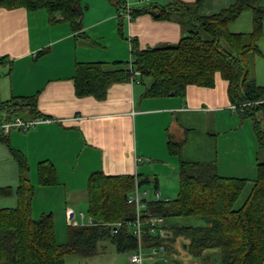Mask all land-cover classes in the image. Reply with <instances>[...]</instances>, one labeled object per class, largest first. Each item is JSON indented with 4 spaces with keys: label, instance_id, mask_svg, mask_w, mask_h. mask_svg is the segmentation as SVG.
<instances>
[{
    "label": "trees",
    "instance_id": "16d2710c",
    "mask_svg": "<svg viewBox=\"0 0 264 264\" xmlns=\"http://www.w3.org/2000/svg\"><path fill=\"white\" fill-rule=\"evenodd\" d=\"M108 1L119 11H129L132 19L149 13L157 20H165L176 13L184 34L176 44L145 48L135 38L130 39L129 61L117 62L120 67L114 70H105L102 62L77 61L73 75L76 96L102 100L112 84L138 80L146 83L147 97H183L188 86L213 88L219 76L227 82L230 104L241 109L243 118L252 121L258 149L255 177L222 175L216 159H182L188 130L181 137L169 133L167 150L178 158V192L172 199L152 198L150 193L145 197L140 239L133 232L136 210L128 198L136 183L142 187L153 182L155 193L158 192L156 178L96 170L90 172L86 182L88 222L68 224L67 240L60 243L52 214L43 213L37 218L32 214L35 186L29 178L26 156L11 147L7 134L0 132V142L8 147L18 165L17 204L0 208V264H65L66 255L93 256L101 242H110L121 253H133L141 244L142 250L148 249L145 258L155 257L175 248L174 244L180 241L186 253L200 259L205 250H217L218 264H264V131L256 115L260 112L264 118V86L256 83L253 73L254 60L260 54L257 40L262 34L264 7L259 0H235L216 13L203 15L198 12L200 0L189 4L176 2L168 8L156 6L152 0L128 9L126 0ZM0 8L42 9L50 20L67 21L73 31H79L85 4L84 0H0ZM245 9L253 13L252 31L230 33L227 25ZM119 32L122 35L121 22ZM5 63L10 61L1 57L0 65ZM135 70L139 71L136 76ZM15 116H43L37 111L35 94L0 101L1 120L9 121ZM36 177L37 184L42 186L58 182L56 169L48 160L38 162ZM249 183V192L239 204ZM12 194L10 186L0 187V198ZM153 216L163 217L158 225L164 231L162 234L151 232L148 221ZM174 218H198L201 223L177 224ZM152 248L158 253L151 254Z\"/></svg>",
    "mask_w": 264,
    "mask_h": 264
},
{
    "label": "crops",
    "instance_id": "0c3cea01",
    "mask_svg": "<svg viewBox=\"0 0 264 264\" xmlns=\"http://www.w3.org/2000/svg\"><path fill=\"white\" fill-rule=\"evenodd\" d=\"M196 1L153 2L168 8L176 2ZM234 1L200 0L198 12L216 13ZM84 4L79 31H73L67 21L50 20L42 9L0 8V58L10 61L0 65V101L35 94L37 111L51 119L27 131L12 129L7 134L11 147L21 151L29 163V178L35 186L31 203L33 216L51 213L55 217L54 211L58 210L62 211L60 219L65 220L66 210L72 209L76 220L78 217L84 220L83 212L76 214V205L80 201L87 204L86 182L92 171L141 173L150 179L156 178L158 184L159 175L152 170L157 166L154 162L168 163L173 172L178 168V158L167 150L168 134L181 137L185 129L188 131L182 159H216L222 175L254 178L257 150L254 133L248 131V142L243 144L241 134L244 133L237 128L235 131L218 130L224 123V110L234 109L227 95V82L219 76L213 88L188 86L183 97H147L144 95L146 83L138 80L112 84L102 100L76 96L73 75L77 61L102 62L105 70H114L120 67L117 62L129 61L123 59L127 55L130 59V39L135 38L139 46L145 48L176 44L184 34L176 13L165 20H157L149 13L128 19L126 10H117L108 0H84ZM259 4L264 7V0H259ZM127 5L139 8L144 2L127 0ZM252 19V11L245 9L229 22L228 31L250 33ZM257 46L260 54L254 60L253 73L256 83L264 86V19ZM41 50L43 52L38 54ZM201 103L206 105L201 107ZM233 112L234 120L236 113ZM232 141L235 145L231 149ZM42 160L54 165L56 184H37L36 167ZM17 185V162L8 147L0 142V187L10 186L13 190L11 196L0 198V208L16 206ZM55 199L60 202L53 207ZM174 247L167 252L187 254L182 241ZM164 256L167 261L162 264L168 262L167 255ZM208 257L218 262V251L205 250L200 264ZM169 264H178L174 256Z\"/></svg>",
    "mask_w": 264,
    "mask_h": 264
},
{
    "label": "rangeland",
    "instance_id": "374dc122",
    "mask_svg": "<svg viewBox=\"0 0 264 264\" xmlns=\"http://www.w3.org/2000/svg\"><path fill=\"white\" fill-rule=\"evenodd\" d=\"M129 60V56L127 55V57L125 59H123V61H127ZM206 105L205 103H201V107ZM234 109H227L224 110V123L220 124V121L222 120L220 118L219 120V131H223L224 128L226 129V131H235V128H237V131H242L244 134H241L243 137V144H245L248 136V131H252V133H254V129H253V124L252 121L250 120V118H243L242 117V113H241V109H236V107H233ZM223 111V110H222ZM233 111H235V116L236 118H234L233 120V115L232 113H234ZM260 112H257V116L259 117V119L261 120V129H263L264 131V118L260 117ZM25 117V116H23ZM221 117V116H220ZM236 123V125H235ZM238 123V124H237ZM224 124V125H222ZM2 132V131H0ZM23 132V131H21ZM3 133V132H2ZM234 132H231L230 135H233ZM240 133V132H239ZM253 137V136H252ZM232 138V137H231ZM233 140H236L234 138H232ZM253 139V138H252ZM256 140V139H255ZM249 144V143H248ZM235 143L232 141V145H231V149L232 146H234ZM223 145H221V149H222ZM240 148V147H239ZM253 148V147H252ZM258 150V149H257ZM256 150V152H257ZM241 152V151H239ZM224 155V152H221V156ZM158 163V164H157ZM148 164V163H146ZM155 165H157L155 167L154 172H156L159 175V181H158V197L156 196L155 193V189H154V183L150 182L149 184H145L143 186V188L147 189L148 192L150 193V196L152 198H160V199H166V198H175L178 192V187H179V178H178V174H177V169L173 172V170H171V167H169L168 163H164L163 161H159V162H154ZM167 167V168H165ZM65 177H63L64 179ZM250 189V183L248 184V186L245 188L239 204L243 201V199L247 196L248 192ZM60 202L59 199H55L52 201L53 207H55V205H57ZM86 208H87V204L86 202H79L76 205V214L79 215L80 212H83L85 218L84 220H81L80 217L77 218V220L79 221V224H87L88 222V217L86 215ZM54 220L56 221V237L57 240L62 243V242H66L67 240V236H66V227L68 224V220H61V215H62V211H54ZM39 216V215H38ZM76 219V218H75ZM76 220V221H77ZM175 223L177 224H200L201 221L198 218H192V219H188V218H174L172 219ZM144 253L147 254L148 249L144 248ZM132 252H117L114 248V246L110 243V242H101L98 246V251L91 257H80V256H76V255H66L65 256V264H133L129 261V257L131 255ZM164 254L167 255L168 257V262L164 263V264H169V261L171 260V258H173V256L176 258L178 264H194V262H198L197 264H200L201 259L199 257H194L187 254H182L180 255V253L178 252L177 255H171V253L165 251L164 253L162 252L160 255H157L155 257H146L143 260L142 264H162L163 261L165 262L166 260H161V256H164ZM155 261H160L159 263H156ZM204 264H218L217 261H214V259H211L208 257V259L204 262Z\"/></svg>",
    "mask_w": 264,
    "mask_h": 264
},
{
    "label": "built area",
    "instance_id": "2783aa9c",
    "mask_svg": "<svg viewBox=\"0 0 264 264\" xmlns=\"http://www.w3.org/2000/svg\"><path fill=\"white\" fill-rule=\"evenodd\" d=\"M127 1V0H126ZM143 2H149L152 0H141ZM128 5H126V9H128ZM127 16L128 19L131 18L129 11L126 12L125 14ZM133 74L136 76L139 74V71L135 70L133 71ZM51 119L49 117H45V116H37L35 118H29V119H24L21 118L19 116H15L13 119L9 120V121H3L1 120L0 117V130L4 133V134H8L10 130L12 129H18L21 131H27L33 127H35L38 124L41 123H46V122H50ZM149 194L148 190L138 186V184H135V190L133 191L132 194H130L129 198H128V202L133 204L135 206V210H136V219H135V229L133 230V232L135 234H137V237L139 238L140 236V224H141V210L144 207V202L143 200L145 199V197H147ZM159 193L156 192V196L158 197ZM66 214H67V220L68 223L71 225H76L78 224V222L75 219V214L74 211L72 209H67L66 210ZM81 216H83V214H80ZM163 221V217L161 216H153L150 218V220L148 221V223L151 224V232L153 233H160L162 234L164 231L162 228H158V225H160ZM140 239V238H139ZM151 254H157L158 251L156 248H152L150 251ZM145 259V254L141 248V244L138 247V250L133 252L130 257H129V261L133 264H142L143 260ZM162 259L166 260L165 257H162Z\"/></svg>",
    "mask_w": 264,
    "mask_h": 264
},
{
    "label": "water",
    "instance_id": "95a60500",
    "mask_svg": "<svg viewBox=\"0 0 264 264\" xmlns=\"http://www.w3.org/2000/svg\"><path fill=\"white\" fill-rule=\"evenodd\" d=\"M170 95H173V94H170ZM96 220H94V222H95Z\"/></svg>",
    "mask_w": 264,
    "mask_h": 264
}]
</instances>
